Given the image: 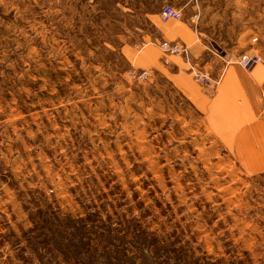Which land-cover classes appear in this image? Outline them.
Returning <instances> with one entry per match:
<instances>
[{
	"label": "rangeland",
	"instance_id": "obj_1",
	"mask_svg": "<svg viewBox=\"0 0 264 264\" xmlns=\"http://www.w3.org/2000/svg\"><path fill=\"white\" fill-rule=\"evenodd\" d=\"M0 264H264V0H0Z\"/></svg>",
	"mask_w": 264,
	"mask_h": 264
},
{
	"label": "built area",
	"instance_id": "obj_2",
	"mask_svg": "<svg viewBox=\"0 0 264 264\" xmlns=\"http://www.w3.org/2000/svg\"><path fill=\"white\" fill-rule=\"evenodd\" d=\"M159 17L164 21L169 19L178 20L181 18V11L170 4H164L159 11ZM159 47L167 54H178L183 56L187 61L189 59L188 47L179 41L162 40L159 43ZM237 61L242 68L250 69L260 61V58L257 55L243 52L238 56ZM191 70L201 85L209 88L212 87V80L207 74L202 73L192 66Z\"/></svg>",
	"mask_w": 264,
	"mask_h": 264
},
{
	"label": "crops",
	"instance_id": "obj_3",
	"mask_svg": "<svg viewBox=\"0 0 264 264\" xmlns=\"http://www.w3.org/2000/svg\"><path fill=\"white\" fill-rule=\"evenodd\" d=\"M185 26L177 25L174 26L173 24L169 23L159 25L157 28V37L162 40H168V41H179L183 44H185L188 48L190 53L201 55L206 52L207 46L203 45L202 38L194 31V29L191 27V24L187 22H182ZM221 54V59H225L227 56H229L228 52H225L221 50L219 52ZM173 65V61H171ZM248 85V92L251 93L254 97V99L258 100L259 93L257 88H255L251 83H247ZM252 86V87H249Z\"/></svg>",
	"mask_w": 264,
	"mask_h": 264
},
{
	"label": "bare ground",
	"instance_id": "obj_4",
	"mask_svg": "<svg viewBox=\"0 0 264 264\" xmlns=\"http://www.w3.org/2000/svg\"><path fill=\"white\" fill-rule=\"evenodd\" d=\"M261 153V152H260Z\"/></svg>",
	"mask_w": 264,
	"mask_h": 264
}]
</instances>
